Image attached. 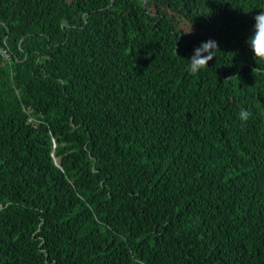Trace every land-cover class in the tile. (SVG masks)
Masks as SVG:
<instances>
[{"label":"trees","instance_id":"obj_1","mask_svg":"<svg viewBox=\"0 0 264 264\" xmlns=\"http://www.w3.org/2000/svg\"><path fill=\"white\" fill-rule=\"evenodd\" d=\"M260 9L0 0V264H264Z\"/></svg>","mask_w":264,"mask_h":264},{"label":"clouds","instance_id":"obj_2","mask_svg":"<svg viewBox=\"0 0 264 264\" xmlns=\"http://www.w3.org/2000/svg\"><path fill=\"white\" fill-rule=\"evenodd\" d=\"M255 26L253 35L248 40V45L251 51L254 53V58L259 65L264 63V9H260L259 14L255 17ZM219 50L218 43L213 40H208L203 42L199 47L194 50L192 57L188 61V71L196 75L202 69L208 68V64L214 57H216L215 52ZM260 71V67L253 69V74ZM237 77H229V80ZM226 81V82H227ZM250 116V113L241 109L239 113V118L242 121H247Z\"/></svg>","mask_w":264,"mask_h":264},{"label":"built area","instance_id":"obj_3","mask_svg":"<svg viewBox=\"0 0 264 264\" xmlns=\"http://www.w3.org/2000/svg\"><path fill=\"white\" fill-rule=\"evenodd\" d=\"M0 57L3 65L12 66L14 62V54L6 45L0 46Z\"/></svg>","mask_w":264,"mask_h":264}]
</instances>
